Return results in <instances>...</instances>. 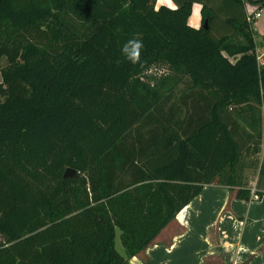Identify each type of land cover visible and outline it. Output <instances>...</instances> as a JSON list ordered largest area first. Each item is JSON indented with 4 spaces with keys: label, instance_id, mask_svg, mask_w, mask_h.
<instances>
[{
    "label": "trees",
    "instance_id": "16d2710c",
    "mask_svg": "<svg viewBox=\"0 0 264 264\" xmlns=\"http://www.w3.org/2000/svg\"><path fill=\"white\" fill-rule=\"evenodd\" d=\"M172 1L0 0V264H130L205 186L252 199L238 168L263 137L264 66L247 2ZM159 62L178 77L145 76Z\"/></svg>",
    "mask_w": 264,
    "mask_h": 264
},
{
    "label": "crops",
    "instance_id": "0c3cea01",
    "mask_svg": "<svg viewBox=\"0 0 264 264\" xmlns=\"http://www.w3.org/2000/svg\"><path fill=\"white\" fill-rule=\"evenodd\" d=\"M201 5L194 3L193 7ZM172 0H157L156 8ZM247 9V7H246ZM248 12V11H247ZM191 20L190 24H194ZM255 21L256 39L264 38ZM200 27V25H199ZM227 185H207L130 264H264V190L250 201ZM121 235V234H120ZM126 254V252H125Z\"/></svg>",
    "mask_w": 264,
    "mask_h": 264
},
{
    "label": "rangeland",
    "instance_id": "374dc122",
    "mask_svg": "<svg viewBox=\"0 0 264 264\" xmlns=\"http://www.w3.org/2000/svg\"><path fill=\"white\" fill-rule=\"evenodd\" d=\"M246 7L249 15H253L255 12L260 11L261 17L257 18L259 24L258 27L261 30V24L263 25L264 31V0H246ZM191 20H195L194 24L199 27L203 23L201 12L199 10V5L193 7V14ZM255 19L251 21V24L254 27L255 34ZM257 40V54L260 66H264V38H258ZM8 64L7 58L3 57L0 59V82L2 81V69ZM145 76L149 78H161L170 76L172 78L178 77L174 73L168 64L163 62L156 63L150 67ZM185 88L184 85H180L179 93ZM241 173V178L243 185L252 191V198L254 200L258 199L256 192L260 191L259 189L264 190V108H263V137L261 140H257L254 143L248 145L245 153L242 156L241 164L238 168ZM231 195L236 194L237 187L231 188ZM121 230H116V248L117 250L125 255V249L120 238Z\"/></svg>",
    "mask_w": 264,
    "mask_h": 264
},
{
    "label": "clouds",
    "instance_id": "9594fccd",
    "mask_svg": "<svg viewBox=\"0 0 264 264\" xmlns=\"http://www.w3.org/2000/svg\"><path fill=\"white\" fill-rule=\"evenodd\" d=\"M133 44L137 47V49H142V47H143L142 41H139V40H132V41H129L128 43H126V44L121 48V54L125 56V59H129V62H133V61L127 56V52H128V49H129Z\"/></svg>",
    "mask_w": 264,
    "mask_h": 264
},
{
    "label": "water",
    "instance_id": "95a60500",
    "mask_svg": "<svg viewBox=\"0 0 264 264\" xmlns=\"http://www.w3.org/2000/svg\"><path fill=\"white\" fill-rule=\"evenodd\" d=\"M203 26L205 28H208V23L207 21L204 22ZM75 177H78V172L76 169H73V168H68L65 173H64V179L66 178H75Z\"/></svg>",
    "mask_w": 264,
    "mask_h": 264
},
{
    "label": "built area",
    "instance_id": "2783aa9c",
    "mask_svg": "<svg viewBox=\"0 0 264 264\" xmlns=\"http://www.w3.org/2000/svg\"><path fill=\"white\" fill-rule=\"evenodd\" d=\"M261 17V12H255L253 15L248 14V20L251 22L252 20H256L257 18Z\"/></svg>",
    "mask_w": 264,
    "mask_h": 264
}]
</instances>
